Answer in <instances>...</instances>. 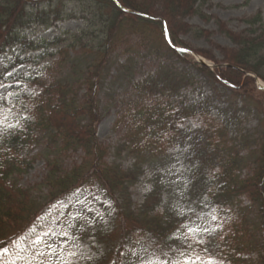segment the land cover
Masks as SVG:
<instances>
[{
    "label": "trees",
    "instance_id": "1",
    "mask_svg": "<svg viewBox=\"0 0 264 264\" xmlns=\"http://www.w3.org/2000/svg\"><path fill=\"white\" fill-rule=\"evenodd\" d=\"M63 1L0 0V57L6 54L11 57L0 62V84L20 83L39 89L32 95L25 92L0 94V115L16 107L18 110L13 123L0 124V248L8 249L0 256V264H41L35 240L38 231L47 226L48 209L71 202L80 189L92 182L111 199L119 229L141 235L139 244L145 261L133 264H207L211 256L222 259L224 264H246L243 257L248 253L256 254L258 264H264V139L251 155L254 164L251 176L240 179L237 172L243 161L238 153L227 147V141L218 129H202L198 137L203 139L196 140L198 152L204 158L199 164L200 169L215 162L218 171L210 180L198 172L199 166L189 175L186 195L191 201L184 219L180 220L177 211L166 210L160 216L150 218L147 214L135 216L119 207L116 197L125 191L130 175L105 166L106 150L97 138L101 121L98 102L101 75L126 31L145 36L147 30L158 29L166 51L174 57L181 59L185 55L181 50H190L215 65L225 64L214 70L198 64L193 66L247 98L262 95L258 102L264 105V89L256 92L255 81L248 76L253 74L264 82L262 11L243 21L247 28L241 33L230 31L222 21L214 19L218 33L233 45L230 49L212 43V32L187 21L195 16L204 22L213 19L201 12L211 0H76L88 11L85 16L81 15L82 28L62 32L52 39L39 37L32 40L28 30L38 25L46 31L69 17L68 12L59 7ZM42 3L51 8L40 7ZM165 31L169 42L165 39ZM181 35H192L210 43L220 53L221 60L211 53L190 48L180 40ZM75 48L92 52L98 60L78 74L74 68L69 80L43 82L36 74L16 71L19 66L36 59L28 53L41 51L37 57L41 58L53 55L52 52ZM78 75L80 82L75 89ZM187 80L183 76L181 80L169 77L165 82H145L140 86L138 98L127 109L130 136L132 140L144 141L149 149L147 152L159 151L163 142L177 131L178 123L195 114L194 109L178 107L171 102V95ZM80 91L82 94H78ZM144 93L155 99L146 103L142 97ZM207 126L211 125L206 124L205 128ZM134 148L140 157L142 151L137 143ZM37 149L46 153L44 186L49 190L46 205L14 183V177L29 171L33 163L20 156ZM77 151L83 153L84 160L69 171L62 170L60 156ZM205 192H208L211 206L235 208L236 214L228 233L219 240L212 239V243L191 241L185 235L184 239L181 232L183 221L192 222L197 228L207 227L208 219L201 208ZM242 197L250 202L246 211L239 208ZM247 210L252 213L249 215ZM121 257L116 252L111 264H122Z\"/></svg>",
    "mask_w": 264,
    "mask_h": 264
},
{
    "label": "rangeland",
    "instance_id": "2",
    "mask_svg": "<svg viewBox=\"0 0 264 264\" xmlns=\"http://www.w3.org/2000/svg\"><path fill=\"white\" fill-rule=\"evenodd\" d=\"M59 5L68 12L69 17L46 31L38 25L28 30L27 34L32 40L39 37L52 39L62 32H75L83 27L84 22L80 18L88 11L84 10L82 2L65 0ZM40 7L47 10L51 8L47 3H42ZM259 10L264 16V0H211L201 8V12L214 17L213 19L204 22L195 16L187 21L192 26L212 32V43L231 49L233 45L218 33L214 19L222 21L230 31L241 33L247 28L243 21ZM157 31L158 29L151 28L145 36L126 31L120 37L101 75L98 89L101 121L97 127V138L106 150L105 166L130 175L125 191L116 197L119 207L135 216L147 214L150 218L160 216L166 210L177 211L178 218L183 220L191 201L186 195L189 175L204 160L196 143L197 139H203L202 136L198 137L201 130L208 131L210 127L218 129L225 137L227 147L237 152L243 161L237 172L240 179L250 177L254 169L251 155L259 149L264 139V105L258 102L263 96L256 94L253 98H247L238 90L209 78L206 73L193 66L198 63L192 53L185 52L181 59L174 57L166 51ZM180 40L192 49L211 53L217 60L222 58L214 46L203 39L181 35ZM52 53L53 55L41 58H37L41 51L28 53V56L37 60L19 66L16 71L36 74L41 81L51 83L69 80L75 70L78 74L98 60L92 52L77 48ZM194 55L214 64L196 53ZM10 58L6 54L0 57V62ZM162 76L167 77L163 79ZM183 76L188 80L181 83L171 95V102L176 106L190 107L195 110V114L178 123L177 131L163 142L159 151L149 153L144 141L132 140L126 119L127 109L138 98L140 86L145 82H165L169 77L181 80ZM79 82L78 75L75 89ZM261 87H264V82L256 81L255 91ZM38 91L35 86L20 83L0 84V94L16 95L25 92L32 95ZM78 94H82V91ZM142 97L146 103L155 99V96L147 93ZM17 111L16 107L3 112L0 124L13 123ZM206 124L211 126L205 128ZM136 143L142 151L140 157L134 152ZM45 156L46 153L38 149L22 154L20 158L33 160L32 166L29 171L14 177V183L30 191L42 205L49 202V190L44 186L47 173ZM205 159V162L209 160L207 156ZM83 160L81 151L66 152L60 156L59 164L62 170L69 171ZM217 171L215 162L207 163L201 169L198 167V172H202L207 180L213 178ZM209 201L208 192H205L201 198V208L205 210L208 219L207 227L197 228L192 222H181L184 226L188 224L181 230L184 239L187 237L191 241L211 242L228 233L231 221L236 218L235 208H218L211 206ZM249 206L247 198H240V209L246 211ZM247 212L249 215L252 213ZM47 214V226L38 231L35 240V246L41 254V264H111L116 252L122 256V264L145 261L139 244L141 235L119 229L111 199L95 182L80 189L71 202L52 206ZM243 258L246 264H258L254 253H248ZM207 264L224 262L211 256Z\"/></svg>",
    "mask_w": 264,
    "mask_h": 264
},
{
    "label": "water",
    "instance_id": "3",
    "mask_svg": "<svg viewBox=\"0 0 264 264\" xmlns=\"http://www.w3.org/2000/svg\"><path fill=\"white\" fill-rule=\"evenodd\" d=\"M197 62L201 65V66H207V67H210L208 66L205 61H203L201 58L197 57ZM218 67H222V66H218ZM212 68V67H211Z\"/></svg>",
    "mask_w": 264,
    "mask_h": 264
},
{
    "label": "snow or ice",
    "instance_id": "4",
    "mask_svg": "<svg viewBox=\"0 0 264 264\" xmlns=\"http://www.w3.org/2000/svg\"><path fill=\"white\" fill-rule=\"evenodd\" d=\"M8 252L7 248H0V256L5 255Z\"/></svg>",
    "mask_w": 264,
    "mask_h": 264
}]
</instances>
